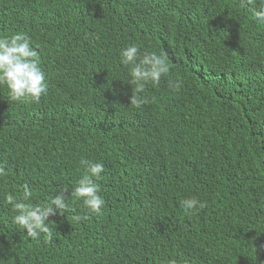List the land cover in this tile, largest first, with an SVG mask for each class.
Wrapping results in <instances>:
<instances>
[{"label": "trees", "instance_id": "16d2710c", "mask_svg": "<svg viewBox=\"0 0 264 264\" xmlns=\"http://www.w3.org/2000/svg\"><path fill=\"white\" fill-rule=\"evenodd\" d=\"M242 0H0V37L26 33L39 103L0 85V264H264V24ZM165 54L139 93L120 52ZM171 85V86H170ZM103 162L92 214L70 196ZM68 208L27 237L6 196ZM203 209L185 213L181 201ZM88 215L79 222L73 215Z\"/></svg>", "mask_w": 264, "mask_h": 264}, {"label": "clouds", "instance_id": "9594fccd", "mask_svg": "<svg viewBox=\"0 0 264 264\" xmlns=\"http://www.w3.org/2000/svg\"><path fill=\"white\" fill-rule=\"evenodd\" d=\"M248 6H254L257 0H242ZM259 8L252 7V14L255 19L264 24V0H259ZM120 63L130 67V85L136 86L135 93H132L130 104L140 107L143 103L139 93L144 91L145 85L149 82L159 84L161 78L169 74L170 66L165 54L157 52H144L137 44H131L120 52ZM0 85L8 88V98L12 101L30 99L39 103L42 96L48 92L46 74L40 67V58L37 50L32 44L31 37L26 33H16L10 37H0ZM171 86V85H170ZM85 166L86 174L77 182L70 196L83 201L87 212L99 215L102 212L105 200L99 194L100 186L95 183L105 169L103 162L81 160ZM7 175L6 168L0 164V177ZM67 189L61 188L54 196L50 197L43 204L32 205L25 203L29 201L33 192L30 186L25 183L22 186V197L8 194L6 201L12 205L17 213L13 217V223L22 229H26L27 237L39 240L42 234L51 240L53 229L49 227L48 219L52 215L64 214L68 208L67 199L64 193ZM181 208L187 213L203 209L205 202L196 198H186L181 201ZM88 219V215H73L74 221ZM169 264H177L175 260Z\"/></svg>", "mask_w": 264, "mask_h": 264}]
</instances>
